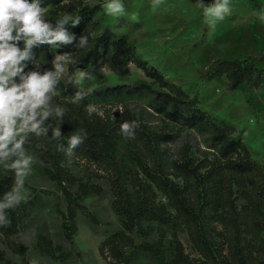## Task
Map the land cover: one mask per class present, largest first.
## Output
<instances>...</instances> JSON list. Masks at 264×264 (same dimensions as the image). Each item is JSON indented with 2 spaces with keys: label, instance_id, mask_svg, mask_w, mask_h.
Listing matches in <instances>:
<instances>
[{
  "label": "trees",
  "instance_id": "trees-1",
  "mask_svg": "<svg viewBox=\"0 0 264 264\" xmlns=\"http://www.w3.org/2000/svg\"><path fill=\"white\" fill-rule=\"evenodd\" d=\"M258 1L230 0V4ZM213 2L204 0L206 5ZM106 3L41 0L46 19L53 24L64 14L80 18L76 26L71 21L65 25L67 32L76 36L73 44L61 46L56 53L69 52L76 60L75 65H68L69 75L79 69L89 72L95 80H85L82 90L91 89V93L76 105L71 102L76 87L61 78L53 98L67 109L60 125L63 140L50 142L31 134L26 142V147L36 150L43 174L55 184L66 206L61 215L69 248L39 232L35 249L61 263L82 257L74 240L79 231V213L99 224L83 202L102 192L99 185L71 171L70 164L83 161L107 177L111 206L121 223L120 229L99 244L104 260L114 264H264V163L252 157L233 123L203 110L197 95L191 96L182 86L166 79L141 57L127 35L110 28L105 22ZM81 35L89 37L83 49L76 46ZM18 46L23 49L24 42ZM33 52L41 72L53 70L51 46L40 45ZM257 60L254 56L217 59L208 67L206 77L225 76L229 90L246 84L253 93L264 87V68L257 65ZM132 64L144 73L145 79L133 84H106L107 67L124 80L131 74ZM34 67L30 63L25 71ZM89 104L95 107L94 112L87 110ZM152 116L157 120L153 121ZM133 121L138 128L134 138H129L121 133V125ZM46 123L55 126L51 118ZM81 128L86 130L87 139L74 150L69 163L58 144L67 147L68 137ZM185 135L192 137L173 153L171 143ZM14 180L0 164V201ZM37 203L38 194L28 195L14 210H6L11 226H0L6 247L0 249V264H32L23 233L30 226ZM181 228L187 231L196 257L179 239ZM7 250L20 262L9 257Z\"/></svg>",
  "mask_w": 264,
  "mask_h": 264
},
{
  "label": "rangeland",
  "instance_id": "rangeland-1",
  "mask_svg": "<svg viewBox=\"0 0 264 264\" xmlns=\"http://www.w3.org/2000/svg\"><path fill=\"white\" fill-rule=\"evenodd\" d=\"M108 0H85L88 4H97ZM125 11L120 16L105 15V22L117 34H125L137 47L143 59L157 67L171 82L183 87L191 96H198L200 107L214 116L233 123L242 134V138L252 153V157L264 163V87L250 93L246 84L235 90L228 89L225 76L208 79L206 71L217 59H243L247 56L258 58L257 65L264 68V0L247 5H231L230 15L217 22L211 29L196 3L188 0H163L153 9V0H122ZM106 12V11H105ZM53 58L56 49H51ZM107 85L120 83L133 84L145 79L144 73L131 65V74L121 80L108 67ZM77 72L69 75L68 70L62 80L74 86ZM84 88V82H83ZM156 121L157 118L152 116ZM192 136H184L171 143L176 153L182 142ZM197 142V140H194ZM27 153L34 157V164L25 178V196L38 194V203L32 215L30 226L23 233V240L30 247L28 258L32 264H114L104 260L98 250L106 236L121 228L120 220L111 206L112 194L107 177L83 161L70 164L71 171L84 180L101 187V194L92 195L83 202L85 210L93 214L99 224L92 223L86 214L80 212L78 234L74 237L77 249L82 257H74L66 263L54 261L42 256L35 249L36 235L47 234L55 244L69 248L62 228V212L66 211L62 195L55 184L43 174L36 150L26 147ZM9 174L14 176L11 171ZM179 239L186 251L196 257L187 231L181 228ZM167 248L172 249L171 237ZM0 249H6L0 234ZM13 260L20 258L7 250Z\"/></svg>",
  "mask_w": 264,
  "mask_h": 264
},
{
  "label": "clouds",
  "instance_id": "clouds-1",
  "mask_svg": "<svg viewBox=\"0 0 264 264\" xmlns=\"http://www.w3.org/2000/svg\"><path fill=\"white\" fill-rule=\"evenodd\" d=\"M163 0H153V9L158 8ZM106 14L120 16L125 11L122 0H108L103 6ZM196 7L203 10V15L211 29L217 22L230 15V0H214L206 5L204 0H196ZM46 8L41 7V0H0V164L6 170L14 173V184L0 201V226H11L6 210H14L22 201L25 178L34 164V157L27 153L25 144L31 134L46 137L49 141H62L61 123L67 109L54 102V95L59 82L68 65H75L76 60L69 52L56 54L51 61L53 70L41 72L40 62L36 60L34 47L49 45L54 51L61 46L71 45L76 39L75 34H69L65 25L70 21L73 26L80 23V18L73 19L70 14H64L53 24L46 19ZM264 20V15H261ZM24 42L21 49L18 44ZM89 44V37L81 35L78 48L83 49ZM35 65L32 70L25 71L29 64ZM77 75L72 83L76 92L72 103L79 105L91 93L82 90L85 80H95L89 72L77 69ZM103 72V69H102ZM18 78V81H17ZM89 113L95 107L88 105ZM51 118L55 122L46 123ZM59 121V125H57ZM138 124L124 122L121 133L134 138ZM51 131V136H49ZM87 132L79 129L67 139V147L58 144L71 163L75 149L83 145Z\"/></svg>",
  "mask_w": 264,
  "mask_h": 264
}]
</instances>
